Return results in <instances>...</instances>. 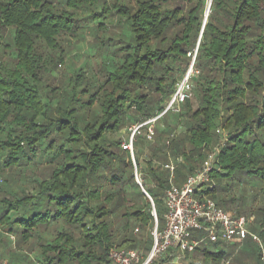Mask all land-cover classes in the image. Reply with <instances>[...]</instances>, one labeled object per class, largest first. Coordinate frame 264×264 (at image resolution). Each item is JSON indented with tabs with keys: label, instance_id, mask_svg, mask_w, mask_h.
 Returning <instances> with one entry per match:
<instances>
[{
	"label": "trees",
	"instance_id": "1",
	"mask_svg": "<svg viewBox=\"0 0 264 264\" xmlns=\"http://www.w3.org/2000/svg\"><path fill=\"white\" fill-rule=\"evenodd\" d=\"M207 1L0 0V264L149 251L154 217L135 172L161 231L170 182L197 172L213 146L204 193L224 209L235 199L222 192L251 180L264 199V0H211L204 22ZM195 48L190 96L166 110ZM155 117L153 141L147 126L135 135L133 162L115 135ZM247 212L264 242V203ZM243 243L255 242L210 244L188 264H261Z\"/></svg>",
	"mask_w": 264,
	"mask_h": 264
},
{
	"label": "built area",
	"instance_id": "2",
	"mask_svg": "<svg viewBox=\"0 0 264 264\" xmlns=\"http://www.w3.org/2000/svg\"><path fill=\"white\" fill-rule=\"evenodd\" d=\"M189 76L182 81L172 97V105L179 106L190 96ZM170 110V107L168 108ZM166 109V110H168ZM178 112V109H172ZM159 117V116H158ZM152 118L142 124L133 127L128 140L122 144V149L129 151L133 159V142L135 135L143 126H147V139L153 136V123L158 118ZM218 147L214 148L207 156L200 169L186 177L180 185L170 182L165 191V226L161 231L157 229L155 211L154 229L151 232L152 245L144 259L135 249L110 248L107 253L109 264H151L161 257L169 263L179 262L181 257L193 254L200 248L210 244H218L228 248L232 244H240L250 237L258 245L261 253V264H264V242L260 237L249 230L252 218L243 215L237 216L221 207L204 193L211 189L210 175L214 169ZM171 173L173 167H169ZM136 180L140 183L135 172ZM173 178L171 174L170 180ZM141 184V183H140ZM138 229L135 230L137 232ZM195 233V234H193ZM224 264H228L225 261Z\"/></svg>",
	"mask_w": 264,
	"mask_h": 264
},
{
	"label": "rangeland",
	"instance_id": "3",
	"mask_svg": "<svg viewBox=\"0 0 264 264\" xmlns=\"http://www.w3.org/2000/svg\"><path fill=\"white\" fill-rule=\"evenodd\" d=\"M209 2H210V0H208L207 1V4H206L207 6H206V12H205V16H204V22L206 20L205 18L207 17L208 12H209V10H208L209 9ZM84 52H86V50H84ZM84 52H82L83 54H81V56L83 58H85L84 60H87V62L91 63L93 61V58H91V55L93 53H89L88 55H85ZM195 56H196V48L193 51L191 66L186 70L185 74L182 76V79L178 82L176 88H178L179 85H180V83L182 81L186 80L187 79V76H189L188 82H189L190 89H191V84H192L191 83V77H194V76H196L198 74V72L195 71V69L192 66V63L194 62ZM80 59L77 57L75 59V62L78 64L80 62ZM65 68H66V66L58 65V69L61 71V73H62L63 70H65ZM173 95L171 96L170 100L165 104V108L168 109L170 107V110H172L173 108L180 110L181 104L179 106H175V105L171 106L172 105V97H173ZM129 115L133 116L134 115L133 111L130 112ZM135 126H137V124H130V123L127 124L121 131H119L117 133V135H115V138H118V139L120 138L122 140L121 143L124 144L125 141H126V139L130 137V135H131V133L133 131V127H135ZM220 133H222L223 134V138H225L226 132L223 131V130H220ZM144 134H145V131L142 130L141 131V135H144ZM151 141H153V139ZM220 141L223 142V139L220 138ZM221 142L219 144H221ZM122 144H121V146H122ZM214 147L216 148L217 146H213L212 148H214ZM133 150H134V146H133ZM210 151L208 152V154L211 153ZM140 153H141L140 155H141V159H142L141 165L143 166L144 165L143 161L145 160V157L147 155V150L142 147ZM132 160L134 162V154H133V159ZM41 172H42V168L37 167V168H35L34 173L29 172L30 173L29 175L39 174ZM134 172H135V170H134ZM138 178H139V181L141 182V179H140V176L139 175H138ZM226 184L227 183L225 181L222 182V185L223 186H226ZM258 185L255 182H251V180H247L246 182H243L239 186L238 185L231 184V187H229L228 190L223 191L220 196L221 197H225V199L228 200V201H229V199L234 198L235 201H234V204L231 203L228 207H224V209L225 208H229V209H226V210L229 211V212H231V213H233V214H235L234 213L235 211H241L242 215H245V214H248L249 213V212H247L249 209H251V211H252V210L260 207L264 203V199H263V193L261 192V187L258 186ZM206 187L207 186H205L203 188V190L206 189ZM162 224H163V222L161 223V226H162ZM135 227H138V226L136 225ZM136 229H134V234L135 235H136V233L138 234V232H135ZM193 234H195V233H193ZM255 234H257V233H255ZM138 240L141 243L146 241V236L144 235V233L139 234ZM233 245L234 244L230 245V248L231 249L234 247ZM149 246L151 247V243L150 242L147 244V248H149ZM238 246H239V248L237 250L238 251H242V252H244V251H251V248L252 247H253V249H258V246L255 243H252V245L251 244H244L243 243L241 245H236V248ZM110 248H118V247L112 246ZM236 248H234L233 250L235 251ZM118 249H130V248H118ZM135 250H137L143 256L144 259L146 258L147 254L150 251V250L149 251L148 250L144 251V250H141V249H135ZM163 258L164 257H161V258L157 259L156 260V263H159V264H168L169 262H166L165 260H164V262H162ZM154 261L151 264H153ZM191 261H195L196 263H199V262H201L203 260L201 259V257L199 256V254H195V255L187 254V255H184L183 257H181V259L179 260V262H176L174 264H188ZM1 263L2 264H6V260L5 259H2L1 260Z\"/></svg>",
	"mask_w": 264,
	"mask_h": 264
},
{
	"label": "water",
	"instance_id": "4",
	"mask_svg": "<svg viewBox=\"0 0 264 264\" xmlns=\"http://www.w3.org/2000/svg\"><path fill=\"white\" fill-rule=\"evenodd\" d=\"M210 3H211V0L209 2V6H210ZM206 19V18H205ZM137 184L140 186L141 190H142V193L149 199V201L151 202V207H152V213L154 211V205L151 201V198L148 196V194L146 193V191L141 187V184L136 180Z\"/></svg>",
	"mask_w": 264,
	"mask_h": 264
}]
</instances>
